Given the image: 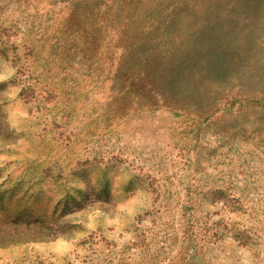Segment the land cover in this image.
Here are the masks:
<instances>
[{"label": "rangeland", "instance_id": "374dc122", "mask_svg": "<svg viewBox=\"0 0 264 264\" xmlns=\"http://www.w3.org/2000/svg\"><path fill=\"white\" fill-rule=\"evenodd\" d=\"M228 1L0 0V264H264L259 82L165 106L121 39L180 54ZM258 9L224 32L264 40Z\"/></svg>", "mask_w": 264, "mask_h": 264}, {"label": "trees", "instance_id": "16d2710c", "mask_svg": "<svg viewBox=\"0 0 264 264\" xmlns=\"http://www.w3.org/2000/svg\"><path fill=\"white\" fill-rule=\"evenodd\" d=\"M262 1L225 2L228 9L216 13V21L209 27V32H195L192 45L180 54L170 32H150V44L146 47L145 40H140L138 35L122 34L121 39L127 45V58L131 59L130 65L141 72L140 78L155 76L151 83L144 84L139 90L162 99L169 107H176L184 97H196L197 106L194 100L185 104L201 109V103L212 97L208 87L202 88L209 77H214L217 82L221 80L220 84L233 79L241 88L252 87L251 84L258 81V87L249 95L264 109V40H259L255 32L241 36L238 32L223 30V26L226 30L231 26L230 20L241 18L239 14L244 10L246 18L257 17ZM165 47L168 48V57L161 55ZM211 87L212 83H209L208 89Z\"/></svg>", "mask_w": 264, "mask_h": 264}, {"label": "crops", "instance_id": "0c3cea01", "mask_svg": "<svg viewBox=\"0 0 264 264\" xmlns=\"http://www.w3.org/2000/svg\"><path fill=\"white\" fill-rule=\"evenodd\" d=\"M20 89L13 85L10 80L4 78L0 80V105L9 104L11 106L17 107V115H20L19 109H21L20 102ZM78 173H82L81 170L77 171ZM128 184L129 188L132 185L131 179Z\"/></svg>", "mask_w": 264, "mask_h": 264}]
</instances>
